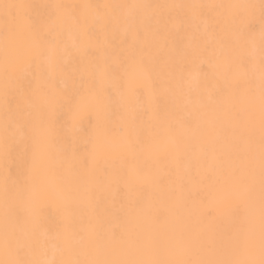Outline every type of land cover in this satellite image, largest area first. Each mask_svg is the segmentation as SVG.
<instances>
[{"label": "snow or ice", "instance_id": "6c2138e0", "mask_svg": "<svg viewBox=\"0 0 264 264\" xmlns=\"http://www.w3.org/2000/svg\"><path fill=\"white\" fill-rule=\"evenodd\" d=\"M2 7L4 153L11 154L17 136L38 135L36 158L46 159L48 170L61 183L52 192L46 185L29 186L10 173L5 175L0 264H264V0L259 5L36 6L19 2ZM257 7L258 51L254 27ZM149 9L177 11L164 15L146 11ZM185 34L196 44L190 52L179 50L182 55L201 56L211 46L215 60L207 61L209 71L202 70L201 62L190 89L196 99L189 96L165 115V131L168 143L177 149L179 167L183 141L175 126L199 128L201 116L210 108L226 109L230 116L233 142L227 148L241 155L242 166L230 172L226 194L232 221L220 244L215 239L205 240L202 233L183 225L173 226L174 209L147 206L138 196L144 185L133 183L134 177L148 178L152 164L148 159L141 163L140 158L158 135L151 121L161 119L160 106L155 99L150 114L129 107L139 102V86L118 78L117 72L126 66L135 67L150 80L146 60L153 46H161L158 53L169 39L182 41ZM116 40L123 59L110 62V49ZM66 57L76 62V72L69 74L73 78L79 74L80 87L86 89L90 100L87 108L84 98L76 101L75 95L56 83L57 76L67 71L62 63ZM34 68L38 69L33 73L34 83L29 80L26 84V74ZM65 105L74 124L86 112H92L97 128L103 130H107L111 116L119 113L120 168L114 183L117 188L123 185L132 195L123 221L105 227L92 220L85 224L76 219L73 209L80 196L94 191L98 162L78 159L67 151L57 158L42 150ZM143 115H148L147 126ZM216 139L219 142V137ZM200 151L213 161L224 155L223 148L209 152L201 146ZM106 175L111 177L112 173L106 171ZM215 175V168L209 167L200 179L211 183ZM50 202L62 210L54 231L43 224V211Z\"/></svg>", "mask_w": 264, "mask_h": 264}, {"label": "bare ground", "instance_id": "6f19581e", "mask_svg": "<svg viewBox=\"0 0 264 264\" xmlns=\"http://www.w3.org/2000/svg\"><path fill=\"white\" fill-rule=\"evenodd\" d=\"M29 3L32 5L42 4H149V5H176V4H230L244 3L259 5L260 0H0V13L3 12L4 4ZM150 13L167 15L175 13V9H149ZM254 27L256 31V50L259 45L260 13L255 9ZM203 26L201 25V31ZM191 32L192 29H188ZM196 42L188 39L187 34L181 41L169 39L157 53L160 45L153 46L149 59L146 60L150 69V80L145 78L144 73L135 67L126 66L119 69L117 77L139 86L137 93L139 102L130 104L136 107L142 114L151 113L153 101L158 99L160 106V120H152L151 126L158 130L140 158L148 159L152 166L145 177H134L133 183L143 184L139 190V198L152 208H173L175 214L172 217L173 226H181L202 233L205 240L215 239L220 244L224 233L229 228L232 216L230 201L227 198V188L230 183V172L234 168L242 166L241 155L228 150L227 146L233 142L232 121L226 109L214 110L210 108L200 118L199 128H180L175 126L176 134L181 137V159L177 166V149L168 143L164 117L173 112L175 106L185 102L189 96L196 99V93L190 89L194 87L193 76L203 61V71H209L208 60H215L212 48L201 56L185 57L179 50L187 49L189 52ZM123 51L119 40L113 42L110 49V62L123 59ZM62 63L67 65L64 75H58L56 83L59 88L66 89L75 95L76 101L83 99L85 108L90 104L87 91L80 87V77L76 73L73 78L69 73H75V61L72 57L63 58ZM38 72L34 68L26 74L25 83L33 80V73ZM204 77L201 76V80ZM3 42L0 37V92L3 89ZM210 86V85H209ZM203 92V89L201 90ZM206 97V93L204 94ZM117 99L113 90V102ZM191 107V106H190ZM186 115V114H185ZM19 119V117H17ZM5 110L3 101L0 99V236L3 232V184L6 174H11L13 179L27 181L29 186L46 185L54 192L61 183L59 177L51 174L48 170L50 165L46 159L36 158L40 143L38 135L31 137H16V142L10 155L6 156L3 148ZM143 121L147 126L148 115H143ZM121 120L119 113L111 116L107 130L98 129L96 117L92 112H86L78 124H74L65 105L59 110L56 117L55 131L51 138L43 145L42 150L51 153L57 158H62L67 153H75L78 159H87L98 162L96 178L93 183L94 191L83 194L79 198L78 206L73 212L78 221L88 223L89 220L99 222L105 227L123 221L129 208V190L120 185L116 187L115 173L120 168V144L117 140ZM219 137V142H217ZM258 139V131H257ZM204 146L209 152L215 148L224 149L221 159L213 161L210 156L205 157L200 149ZM209 167L215 168L214 182L201 181L200 175ZM106 171L112 173L109 177ZM162 178V179H161ZM159 180V182H157ZM98 181V183H96ZM98 189V190H95ZM62 210L58 209L54 202L45 206L43 211V224L46 228L55 230L61 221ZM51 255V253H49Z\"/></svg>", "mask_w": 264, "mask_h": 264}]
</instances>
